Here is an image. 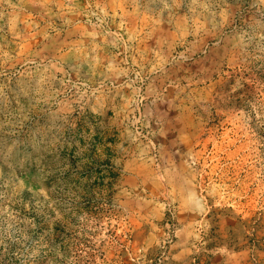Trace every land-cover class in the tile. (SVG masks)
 Returning <instances> with one entry per match:
<instances>
[{
  "label": "rangeland",
  "instance_id": "rangeland-1",
  "mask_svg": "<svg viewBox=\"0 0 264 264\" xmlns=\"http://www.w3.org/2000/svg\"><path fill=\"white\" fill-rule=\"evenodd\" d=\"M0 264H264V0H0Z\"/></svg>",
  "mask_w": 264,
  "mask_h": 264
}]
</instances>
